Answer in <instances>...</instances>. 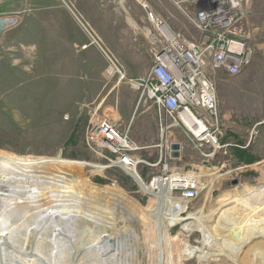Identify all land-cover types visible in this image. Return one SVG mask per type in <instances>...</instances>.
<instances>
[{"label": "rangeland", "instance_id": "374dc122", "mask_svg": "<svg viewBox=\"0 0 264 264\" xmlns=\"http://www.w3.org/2000/svg\"><path fill=\"white\" fill-rule=\"evenodd\" d=\"M119 2L23 0L25 11L0 15L16 19V24L0 39L1 150L24 157L58 156L100 163L84 144L85 131L92 121L115 115L130 124V137L138 147L151 148L158 144V115L147 102L139 104L137 92L127 82L142 77L150 63L144 35L137 34L126 21L132 17L143 28L145 25L140 21L143 12L129 1L122 4L126 8L124 12ZM150 2L164 17L172 14L180 18L168 0ZM249 21L257 29L251 64L240 76L217 82L219 109L230 128L228 142L238 147L229 148L226 155H216L205 167L191 142L176 134L183 145V158L175 166L195 174H201L196 167L206 168L207 174L215 169L216 176L224 175L220 188L212 194L214 200L234 188L260 185L259 179L264 173V0H253ZM82 24L95 31L101 48L122 65L124 80L120 82L117 77L109 80L107 59L97 45H90V37ZM84 45L87 48L83 49ZM218 76L220 80L224 78V75ZM253 128L255 133L247 146ZM235 149L248 151L252 161H241ZM140 153L151 161H156L160 154L152 148ZM188 173L187 177L181 175L191 179ZM141 174L144 182L152 179L145 170ZM90 179L99 186H119L143 207L152 202L138 185L145 196L140 195L133 180L121 171L102 172ZM200 191V197L188 205L191 212L199 209L204 201L206 191ZM183 193L176 192L175 199ZM170 233L178 264H197L195 259L184 260L181 250L187 243L197 245L201 236L183 234L181 226H175ZM209 261L208 264L213 263L212 259Z\"/></svg>", "mask_w": 264, "mask_h": 264}, {"label": "bare ground", "instance_id": "6f19581e", "mask_svg": "<svg viewBox=\"0 0 264 264\" xmlns=\"http://www.w3.org/2000/svg\"><path fill=\"white\" fill-rule=\"evenodd\" d=\"M131 18L128 26L145 35ZM7 24L9 29L16 19ZM114 73L113 67L107 70L109 78ZM167 136L163 132V141ZM106 169L0 149V264H178L170 233L175 226L201 236L197 245L187 243L181 250L184 260L264 264V173L260 185L234 188L214 200L224 177L215 169L207 174L196 167L201 174L188 173L193 182L167 169L145 183L134 164L126 172L138 193L145 196L139 185L152 198L143 207L115 184L91 182ZM191 187L198 197L206 191L194 212L188 210ZM179 191L184 193L175 199Z\"/></svg>", "mask_w": 264, "mask_h": 264}, {"label": "built area", "instance_id": "2783aa9c", "mask_svg": "<svg viewBox=\"0 0 264 264\" xmlns=\"http://www.w3.org/2000/svg\"><path fill=\"white\" fill-rule=\"evenodd\" d=\"M127 1L143 12L140 21L145 25L150 61L142 77L127 82L137 92L139 104L147 102L158 115L159 141L151 148L158 149L160 154L156 161L145 158L140 152L151 148L138 147L130 137V124L115 116L92 121L86 128L84 144L100 162L91 161L93 164L104 165L107 168L104 172L121 171L135 185L126 172L134 164L140 176L145 170L154 178L169 169L185 177L189 171L175 166L183 158V145L176 134L191 142L205 167L216 155H226L229 148L238 147L228 142L230 128L219 109L217 82L240 76L252 62L257 30L249 21L253 0H168L180 18L172 14L164 17L156 12L150 0H120V6ZM82 26L90 37V45H97L105 55L107 70L114 68L109 80L115 77L120 82L124 80L122 65L101 48L98 36L88 25ZM218 75L224 78L220 80ZM163 132L169 135L164 141ZM254 133L255 128L247 146ZM195 192L191 187L188 197L191 202L200 197Z\"/></svg>", "mask_w": 264, "mask_h": 264}, {"label": "crops", "instance_id": "0c3cea01", "mask_svg": "<svg viewBox=\"0 0 264 264\" xmlns=\"http://www.w3.org/2000/svg\"><path fill=\"white\" fill-rule=\"evenodd\" d=\"M22 1L23 0H0V9L4 8L2 11L0 10V15H17L21 13V11H25V6H22ZM18 6L22 8H18ZM92 31L95 32L93 29Z\"/></svg>", "mask_w": 264, "mask_h": 264}, {"label": "water", "instance_id": "95a60500", "mask_svg": "<svg viewBox=\"0 0 264 264\" xmlns=\"http://www.w3.org/2000/svg\"><path fill=\"white\" fill-rule=\"evenodd\" d=\"M9 18H14L12 17H0V39L2 34L8 29V24L7 21L9 20ZM174 149L177 148L176 146L173 147ZM174 156H177V154L175 153Z\"/></svg>", "mask_w": 264, "mask_h": 264}, {"label": "trees", "instance_id": "16d2710c", "mask_svg": "<svg viewBox=\"0 0 264 264\" xmlns=\"http://www.w3.org/2000/svg\"><path fill=\"white\" fill-rule=\"evenodd\" d=\"M237 151L236 156L244 162L252 161L251 155L249 154L248 151H242L240 149H235Z\"/></svg>", "mask_w": 264, "mask_h": 264}]
</instances>
